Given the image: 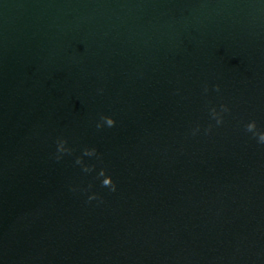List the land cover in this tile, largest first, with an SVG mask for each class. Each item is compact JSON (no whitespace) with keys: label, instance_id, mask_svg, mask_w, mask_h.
Returning a JSON list of instances; mask_svg holds the SVG:
<instances>
[{"label":"water","instance_id":"water-1","mask_svg":"<svg viewBox=\"0 0 264 264\" xmlns=\"http://www.w3.org/2000/svg\"><path fill=\"white\" fill-rule=\"evenodd\" d=\"M253 119L264 0H0V264H264Z\"/></svg>","mask_w":264,"mask_h":264},{"label":"clouds","instance_id":"clouds-1","mask_svg":"<svg viewBox=\"0 0 264 264\" xmlns=\"http://www.w3.org/2000/svg\"><path fill=\"white\" fill-rule=\"evenodd\" d=\"M216 91L220 90V85L215 86ZM207 87L205 88V92H207ZM230 111L229 107L227 104H223L220 106V109L217 110L215 106H213L210 109V113L212 118L216 121V125H221L224 122V115L223 113H226ZM107 125L108 127H113L116 124V120L113 116H102L101 121L97 123L96 127L98 129L102 128L104 125ZM245 131L252 133L253 137L257 139V142L264 145V130L258 129L257 126V121L255 119L249 121L248 123L245 124L244 126ZM212 130V125H209V127L206 129L207 132H211ZM199 131V127L193 129V135H195ZM58 143V148H57V159H61L62 155L64 153H69L72 152L73 149L70 147H67L68 141L66 138H60L57 141ZM98 155V150L95 147H85L83 150V154L80 157H77L76 163L83 165V170L85 172H91L94 168L95 165H88L84 163L83 157L84 156H97ZM107 169L102 168L98 175L100 177H104L102 180V186L104 187H109L111 191H116L117 185L116 182L114 181L113 177L111 175H107ZM96 193H93L90 197L89 200L95 199L96 198Z\"/></svg>","mask_w":264,"mask_h":264}]
</instances>
